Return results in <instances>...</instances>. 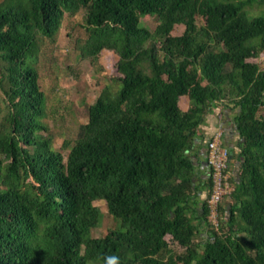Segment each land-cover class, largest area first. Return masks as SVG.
Masks as SVG:
<instances>
[{
	"label": "trees",
	"instance_id": "obj_1",
	"mask_svg": "<svg viewBox=\"0 0 264 264\" xmlns=\"http://www.w3.org/2000/svg\"><path fill=\"white\" fill-rule=\"evenodd\" d=\"M78 14V58L115 54L121 88L56 149L39 61ZM263 55L264 0H1L0 264H264ZM217 104L239 170L214 229L191 157Z\"/></svg>",
	"mask_w": 264,
	"mask_h": 264
},
{
	"label": "rangeland",
	"instance_id": "obj_2",
	"mask_svg": "<svg viewBox=\"0 0 264 264\" xmlns=\"http://www.w3.org/2000/svg\"><path fill=\"white\" fill-rule=\"evenodd\" d=\"M145 21L149 29L157 24L154 18ZM81 22L82 14L66 16L57 43L54 46L47 45L40 55V85L47 97L45 122L56 149L64 138H74L79 126L87 123L88 106L96 102L106 87L121 88L112 81L118 76L115 69L118 58L115 54L102 52L99 59L101 70L92 67L88 60L78 58L76 45L86 37V32L79 26ZM183 32L184 27L177 26L173 35ZM250 61L264 67V55ZM94 205L104 215L101 226L92 232L93 237L99 238L108 229L119 227V223L108 217L104 201H96Z\"/></svg>",
	"mask_w": 264,
	"mask_h": 264
},
{
	"label": "crops",
	"instance_id": "obj_3",
	"mask_svg": "<svg viewBox=\"0 0 264 264\" xmlns=\"http://www.w3.org/2000/svg\"><path fill=\"white\" fill-rule=\"evenodd\" d=\"M236 111L217 104L212 112L207 116L205 124L201 127V137L196 143L192 152V160L198 176L197 183L202 187L199 195V202H204L209 194V189L205 187V182L210 176V169L207 165V142L211 136L218 130L223 131L224 144L230 150L229 161L227 164V173L236 177L239 170L238 154V136L235 133L233 117Z\"/></svg>",
	"mask_w": 264,
	"mask_h": 264
},
{
	"label": "built area",
	"instance_id": "obj_4",
	"mask_svg": "<svg viewBox=\"0 0 264 264\" xmlns=\"http://www.w3.org/2000/svg\"><path fill=\"white\" fill-rule=\"evenodd\" d=\"M207 165L210 169L212 188L207 198L208 221L214 229L219 227V204L233 191L225 172L229 160L228 148L223 141V131H216L207 142Z\"/></svg>",
	"mask_w": 264,
	"mask_h": 264
},
{
	"label": "clouds",
	"instance_id": "obj_5",
	"mask_svg": "<svg viewBox=\"0 0 264 264\" xmlns=\"http://www.w3.org/2000/svg\"><path fill=\"white\" fill-rule=\"evenodd\" d=\"M115 259V257L110 258V264H114Z\"/></svg>",
	"mask_w": 264,
	"mask_h": 264
},
{
	"label": "water",
	"instance_id": "obj_6",
	"mask_svg": "<svg viewBox=\"0 0 264 264\" xmlns=\"http://www.w3.org/2000/svg\"><path fill=\"white\" fill-rule=\"evenodd\" d=\"M229 208V207H228Z\"/></svg>",
	"mask_w": 264,
	"mask_h": 264
}]
</instances>
